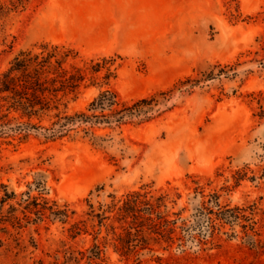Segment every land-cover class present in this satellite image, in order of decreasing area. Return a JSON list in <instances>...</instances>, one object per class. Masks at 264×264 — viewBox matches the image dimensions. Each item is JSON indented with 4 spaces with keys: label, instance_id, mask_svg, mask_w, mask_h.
Returning a JSON list of instances; mask_svg holds the SVG:
<instances>
[{
    "label": "rangeland",
    "instance_id": "374dc122",
    "mask_svg": "<svg viewBox=\"0 0 264 264\" xmlns=\"http://www.w3.org/2000/svg\"><path fill=\"white\" fill-rule=\"evenodd\" d=\"M54 48L82 80L0 127V264H264V0H0V78ZM132 192L164 197L171 241L115 248Z\"/></svg>",
    "mask_w": 264,
    "mask_h": 264
},
{
    "label": "trees",
    "instance_id": "16d2710c",
    "mask_svg": "<svg viewBox=\"0 0 264 264\" xmlns=\"http://www.w3.org/2000/svg\"><path fill=\"white\" fill-rule=\"evenodd\" d=\"M55 56L54 48L45 57L39 58V55H33L28 51L20 52L13 59L10 68L0 78V127H7L10 123L8 116L11 112L21 113L22 116H26L27 118L36 116L38 113L55 108L50 106L52 100L49 97L55 98L58 91L68 89L71 92L78 87V82L82 80L81 76L73 74L69 75L68 78H64L67 72L61 69V61L56 60V67L51 69L49 61ZM50 74H53L54 77H49ZM57 83H59V87L56 86ZM114 98L112 93L105 91L90 104V107L101 110L111 108L116 104ZM148 103V100L142 99L136 102L132 106L133 108L131 107L129 109H136ZM112 112L119 114L122 111L113 110ZM55 117L58 118V114ZM78 117L83 120L89 119L84 114H80ZM121 119L122 116L117 121H121ZM64 120L69 123L73 118H64ZM58 124L59 118L53 125ZM66 124L64 123L61 126H65ZM25 126L28 127V125ZM147 195L148 193L132 192L125 196L121 202V206L116 208L119 203L118 201L109 207L112 210L116 208L118 215L125 223H127V219H130V222L127 223L129 224L127 228L123 229L125 236L118 234L115 238V248L117 250H130L128 247L130 241L128 239L132 236L140 235L139 233H141L143 227L148 230L161 231L160 233L167 231V239L169 241L172 240L171 235L174 233V228L168 226L174 224V222L170 223L167 221L157 210L161 206L164 197L157 198L156 201L158 202L154 205L150 203L149 198L147 199ZM5 196V198H2V202L8 198L7 195ZM215 204L217 205V202ZM143 206L145 207L142 209L141 207ZM57 215L67 217L66 211L58 212ZM86 216L88 218H98L100 226L104 219L101 214H94L91 206ZM83 226V222L73 224L68 230L70 237H76L82 231ZM130 229H135L136 232L134 235L131 234ZM212 229H214V225H212ZM93 249L95 250L93 256L98 257L101 253L100 246L95 245Z\"/></svg>",
    "mask_w": 264,
    "mask_h": 264
}]
</instances>
